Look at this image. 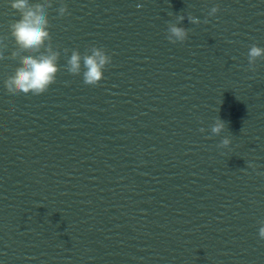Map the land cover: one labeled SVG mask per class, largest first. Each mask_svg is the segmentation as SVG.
Instances as JSON below:
<instances>
[{
    "label": "water",
    "instance_id": "water-1",
    "mask_svg": "<svg viewBox=\"0 0 264 264\" xmlns=\"http://www.w3.org/2000/svg\"><path fill=\"white\" fill-rule=\"evenodd\" d=\"M18 18L0 0V264H264V0H51L60 70L38 96L3 86ZM93 45L95 87L64 67Z\"/></svg>",
    "mask_w": 264,
    "mask_h": 264
},
{
    "label": "clouds",
    "instance_id": "clouds-1",
    "mask_svg": "<svg viewBox=\"0 0 264 264\" xmlns=\"http://www.w3.org/2000/svg\"><path fill=\"white\" fill-rule=\"evenodd\" d=\"M9 6L19 18L8 25V36L11 37L15 47L7 58L16 60L18 66L3 81V86L7 93L12 95L31 93L38 96L55 83L56 74L60 70L58 66L60 51L54 50L48 31V9L51 7V0H37L34 3H30V0H9ZM218 10V5L213 6L208 16H214ZM57 13L61 17L68 14L67 6L63 2ZM186 18L191 24L201 23V20L191 14ZM184 20V15H178L175 22L168 23L166 39L169 43L183 44L188 38V30L180 26ZM207 22L205 18L203 23ZM6 39L7 37L0 38V59H5L3 53L7 48L4 42ZM63 52L67 55L69 50L65 48ZM258 60H264V48L253 43L247 52L249 70H255ZM110 63L111 56L106 54L102 47L93 45L84 53L76 49L71 50L64 67L72 75L82 74L83 83L95 87L103 79V71ZM225 125L226 122L217 116L210 131L213 135H219L225 129ZM200 131L204 132L205 129L201 128ZM230 143V139L225 137L217 147L227 148ZM248 167L255 169L256 165L249 163ZM258 223L260 225L258 237L264 240V220Z\"/></svg>",
    "mask_w": 264,
    "mask_h": 264
}]
</instances>
